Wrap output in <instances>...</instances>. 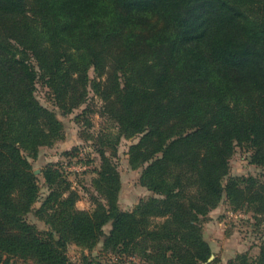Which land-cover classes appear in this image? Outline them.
<instances>
[{
    "label": "trees",
    "instance_id": "16d2710c",
    "mask_svg": "<svg viewBox=\"0 0 264 264\" xmlns=\"http://www.w3.org/2000/svg\"><path fill=\"white\" fill-rule=\"evenodd\" d=\"M37 83L63 115L89 86L117 137L141 134L129 163L143 167L152 195L122 210L118 173L100 147L93 182L105 202L78 209L53 164L41 170L40 198L28 158L63 133ZM238 145L264 169V0H0V264H121L122 255L211 264L202 231L210 209L225 199L264 215V179L229 174ZM100 240L109 262L83 252L70 261L69 244L92 250ZM226 264H264V239L255 256Z\"/></svg>",
    "mask_w": 264,
    "mask_h": 264
},
{
    "label": "rangeland",
    "instance_id": "374dc122",
    "mask_svg": "<svg viewBox=\"0 0 264 264\" xmlns=\"http://www.w3.org/2000/svg\"><path fill=\"white\" fill-rule=\"evenodd\" d=\"M89 76L95 80L96 73L89 70ZM106 75L102 76V81ZM36 97L44 106L55 111L57 118L62 123L63 137L51 145L41 146L35 158H28L34 173L39 177L40 198L46 194V186L43 182L41 170L47 164H53L59 168L64 177L69 181L78 199L76 207L91 211L94 206V197L102 202L105 199L94 186L93 179L101 165V156L98 151L104 148L106 156L111 158L112 164L118 173L120 188L117 194V203L122 210H132L141 199H147L152 192L140 183V175L143 167H132L129 163V148L139 141L141 134L131 137L119 135V127L115 121L104 112L105 101L96 91L88 86V94L85 102L63 115L56 107L47 89L40 83L36 84ZM250 151L246 146H236L229 162V174L254 175L264 179V169L250 161ZM40 201L35 203L39 206ZM246 206V205H245ZM39 228H43L40 221L34 220ZM164 218L157 217L153 220L160 222ZM110 225L104 226L107 233ZM204 239L209 243L212 254L208 261L211 264H226L228 260L237 254L248 252L255 256L259 250V244L264 239V215H257L247 207L234 208L223 199L216 207L210 209L205 221L202 223ZM100 240L92 250H86L75 244H69L67 255L72 263H78L82 252L91 256L100 255L102 260L110 261L111 254H104L101 250ZM121 264H150L136 255H122ZM114 259H112L113 261ZM22 264H37L32 260H26Z\"/></svg>",
    "mask_w": 264,
    "mask_h": 264
}]
</instances>
